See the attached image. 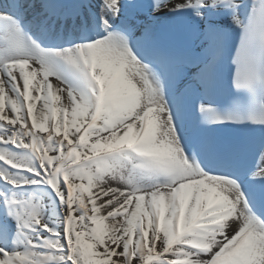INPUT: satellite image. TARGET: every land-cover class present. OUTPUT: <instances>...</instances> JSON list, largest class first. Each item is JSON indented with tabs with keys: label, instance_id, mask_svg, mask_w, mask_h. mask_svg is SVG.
I'll return each instance as SVG.
<instances>
[{
	"label": "snow or ice",
	"instance_id": "snow-or-ice-1",
	"mask_svg": "<svg viewBox=\"0 0 264 264\" xmlns=\"http://www.w3.org/2000/svg\"><path fill=\"white\" fill-rule=\"evenodd\" d=\"M0 264H264V0H0Z\"/></svg>",
	"mask_w": 264,
	"mask_h": 264
},
{
	"label": "bare ground",
	"instance_id": "bare-ground-1",
	"mask_svg": "<svg viewBox=\"0 0 264 264\" xmlns=\"http://www.w3.org/2000/svg\"><path fill=\"white\" fill-rule=\"evenodd\" d=\"M184 81H180V83H178L179 84V87L178 88H183L184 87Z\"/></svg>",
	"mask_w": 264,
	"mask_h": 264
}]
</instances>
